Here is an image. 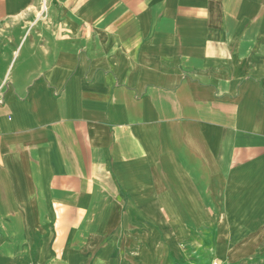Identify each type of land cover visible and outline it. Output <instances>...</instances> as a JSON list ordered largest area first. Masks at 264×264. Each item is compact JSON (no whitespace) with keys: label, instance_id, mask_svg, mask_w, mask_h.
I'll return each mask as SVG.
<instances>
[{"label":"crops","instance_id":"0c3cea01","mask_svg":"<svg viewBox=\"0 0 264 264\" xmlns=\"http://www.w3.org/2000/svg\"><path fill=\"white\" fill-rule=\"evenodd\" d=\"M264 264V0H0V264Z\"/></svg>","mask_w":264,"mask_h":264},{"label":"built area","instance_id":"2783aa9c","mask_svg":"<svg viewBox=\"0 0 264 264\" xmlns=\"http://www.w3.org/2000/svg\"><path fill=\"white\" fill-rule=\"evenodd\" d=\"M211 264H220L219 260H214Z\"/></svg>","mask_w":264,"mask_h":264}]
</instances>
